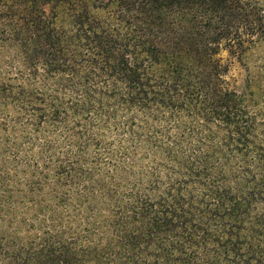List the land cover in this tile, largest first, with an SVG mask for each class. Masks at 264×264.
<instances>
[{
  "label": "trees",
  "instance_id": "obj_1",
  "mask_svg": "<svg viewBox=\"0 0 264 264\" xmlns=\"http://www.w3.org/2000/svg\"><path fill=\"white\" fill-rule=\"evenodd\" d=\"M262 39L264 0H0V217L27 172L108 213L65 238L50 210L37 248L0 229V264H264V74L237 91L221 55ZM48 125L72 150L24 165L13 133Z\"/></svg>",
  "mask_w": 264,
  "mask_h": 264
},
{
  "label": "rangeland",
  "instance_id": "obj_2",
  "mask_svg": "<svg viewBox=\"0 0 264 264\" xmlns=\"http://www.w3.org/2000/svg\"><path fill=\"white\" fill-rule=\"evenodd\" d=\"M221 55L225 61L229 62L231 65L230 72L228 74V81L232 88L237 91H245L247 78L251 75L255 80L252 84V88L258 91L257 85L261 82V75L264 74V39L255 42L250 51L243 58L232 55L228 50H223ZM6 79L16 82V78H14L12 74H9ZM8 104H11V102L9 101ZM1 108L2 107H0V109ZM59 130L64 131L65 129L61 126L48 125L45 131L37 133L33 131L32 128H25L24 132L32 138L30 143L22 140V137H20V129L13 133V140L20 143V148L23 154L21 158H23V161L25 162L24 165L27 164V160H31L34 164H37L40 162L38 161L39 159H45V155H42L40 152L44 143L53 144L58 154L61 152L67 153L72 150L73 141L71 140L68 132L65 131V136H60L58 133ZM105 134H107L108 137L111 136L109 140H113L115 131L110 130ZM6 157L10 164L15 165L16 156L14 152L7 153ZM140 160L142 164H146L145 160ZM51 161L56 163V160L54 159H51ZM41 164H43V162ZM38 176L41 175H31L27 172L22 173L18 178H16V192L13 196L12 207L8 208V211L3 215L4 217H0V229L4 231L6 240L19 238L20 242L24 241L29 244H34L37 248L40 242L39 237L36 236L37 228L49 221L50 210H54V212H56V230H65V238L70 236L72 232H75V230H77V228L89 217L93 216L98 221L106 220V216L104 214H108L107 212H104V214L99 211L95 212V214L91 213L88 209L89 200L86 195L82 196L80 191L76 192L74 195L81 199L76 201L74 204H70V202L61 203L57 201L51 193L52 182L56 180L55 176L53 174L47 175L45 181H42L38 178ZM32 180L37 184L36 188L38 189L35 191H29L28 184ZM76 188L78 190V187ZM17 201L19 202L17 203ZM96 209H98V207L95 205V210ZM1 214L2 213H0V215ZM37 215L38 217H36ZM2 218L7 219L4 224L5 227H1L3 226ZM98 224H104V222H99ZM90 257V254H86L84 256L83 264H95L90 262Z\"/></svg>",
  "mask_w": 264,
  "mask_h": 264
}]
</instances>
